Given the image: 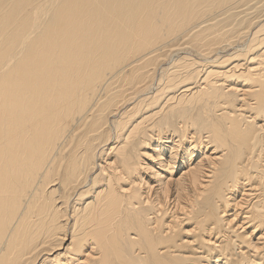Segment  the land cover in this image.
Instances as JSON below:
<instances>
[{
	"label": "bare ground",
	"instance_id": "6f19581e",
	"mask_svg": "<svg viewBox=\"0 0 264 264\" xmlns=\"http://www.w3.org/2000/svg\"><path fill=\"white\" fill-rule=\"evenodd\" d=\"M0 264H264V0H0Z\"/></svg>",
	"mask_w": 264,
	"mask_h": 264
}]
</instances>
